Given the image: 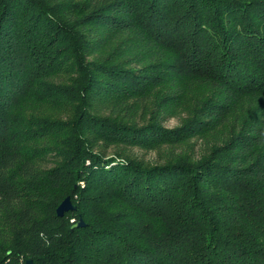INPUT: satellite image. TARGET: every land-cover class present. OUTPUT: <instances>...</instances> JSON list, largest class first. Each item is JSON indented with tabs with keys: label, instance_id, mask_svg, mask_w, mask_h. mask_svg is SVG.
I'll list each match as a JSON object with an SVG mask.
<instances>
[{
	"label": "trees",
	"instance_id": "1",
	"mask_svg": "<svg viewBox=\"0 0 264 264\" xmlns=\"http://www.w3.org/2000/svg\"><path fill=\"white\" fill-rule=\"evenodd\" d=\"M28 262L264 264V0H0V264Z\"/></svg>",
	"mask_w": 264,
	"mask_h": 264
},
{
	"label": "rangeland",
	"instance_id": "2",
	"mask_svg": "<svg viewBox=\"0 0 264 264\" xmlns=\"http://www.w3.org/2000/svg\"><path fill=\"white\" fill-rule=\"evenodd\" d=\"M179 119L177 117H169L163 121V125L166 128H174L179 124ZM207 141L203 140H195L188 145H184L176 148H164L157 151L145 150V149H129L126 154L130 157H134L139 161L153 165V164H161L168 160H173L177 157H188L191 160H199L202 156H204L207 149ZM116 150V149H114ZM108 154H112L114 151L108 150Z\"/></svg>",
	"mask_w": 264,
	"mask_h": 264
},
{
	"label": "water",
	"instance_id": "3",
	"mask_svg": "<svg viewBox=\"0 0 264 264\" xmlns=\"http://www.w3.org/2000/svg\"><path fill=\"white\" fill-rule=\"evenodd\" d=\"M74 210H76V207L72 205L71 199L68 197L57 208V215L63 217L65 213ZM80 225H82V222ZM28 264H31V262H28Z\"/></svg>",
	"mask_w": 264,
	"mask_h": 264
}]
</instances>
